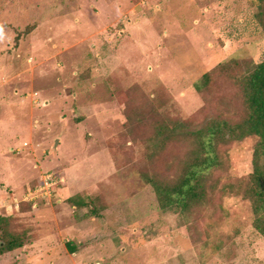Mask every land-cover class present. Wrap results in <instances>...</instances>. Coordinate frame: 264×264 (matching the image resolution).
I'll return each instance as SVG.
<instances>
[{
  "label": "rangeland",
  "instance_id": "rangeland-1",
  "mask_svg": "<svg viewBox=\"0 0 264 264\" xmlns=\"http://www.w3.org/2000/svg\"><path fill=\"white\" fill-rule=\"evenodd\" d=\"M257 12L254 0H0V215L26 238L0 264H264L241 188L257 136L220 149L192 210L162 208L148 180L170 182L210 118L242 115L232 81L196 83L264 58ZM48 174L51 195L36 196ZM68 199L106 208L88 216Z\"/></svg>",
  "mask_w": 264,
  "mask_h": 264
},
{
  "label": "trees",
  "instance_id": "trees-1",
  "mask_svg": "<svg viewBox=\"0 0 264 264\" xmlns=\"http://www.w3.org/2000/svg\"><path fill=\"white\" fill-rule=\"evenodd\" d=\"M257 19L264 33V0H254ZM226 77L240 91L243 113L239 118L216 116L210 118L191 134L193 143L189 157L181 170L170 181L158 182L148 177L158 195L160 206L174 211H189L200 205L207 197L206 182L214 169L222 164L220 149L236 140L255 135L258 140L254 148L253 169L243 195L250 199L255 229L264 236V58L258 62L243 63L231 59L219 63L212 71L203 74L196 89L205 94L213 78ZM212 187H208L210 190ZM72 206H88V216L99 217L106 208L100 199H68ZM10 216L0 215V254L21 248L25 234L12 230ZM69 250L75 252L71 241Z\"/></svg>",
  "mask_w": 264,
  "mask_h": 264
},
{
  "label": "built area",
  "instance_id": "built-area-1",
  "mask_svg": "<svg viewBox=\"0 0 264 264\" xmlns=\"http://www.w3.org/2000/svg\"><path fill=\"white\" fill-rule=\"evenodd\" d=\"M51 186H53V182L51 181L50 174H48L44 176L42 185L35 189L36 196L42 195V191H44L43 194L51 195Z\"/></svg>",
  "mask_w": 264,
  "mask_h": 264
},
{
  "label": "crops",
  "instance_id": "crops-1",
  "mask_svg": "<svg viewBox=\"0 0 264 264\" xmlns=\"http://www.w3.org/2000/svg\"><path fill=\"white\" fill-rule=\"evenodd\" d=\"M73 207H76V206H73ZM77 208V207H76ZM102 213V212H101Z\"/></svg>",
  "mask_w": 264,
  "mask_h": 264
}]
</instances>
